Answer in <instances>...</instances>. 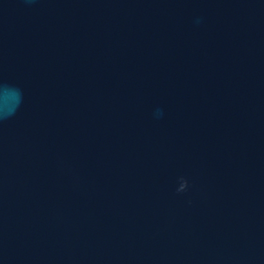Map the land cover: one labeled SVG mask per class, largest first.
Here are the masks:
<instances>
[{"label":"water","instance_id":"water-1","mask_svg":"<svg viewBox=\"0 0 264 264\" xmlns=\"http://www.w3.org/2000/svg\"><path fill=\"white\" fill-rule=\"evenodd\" d=\"M0 264H264V0H0Z\"/></svg>","mask_w":264,"mask_h":264}]
</instances>
